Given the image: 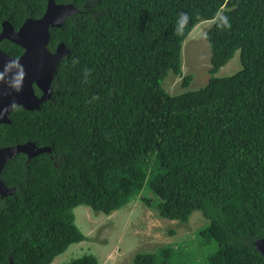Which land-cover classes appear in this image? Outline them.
<instances>
[{"label": "trees", "instance_id": "trees-1", "mask_svg": "<svg viewBox=\"0 0 264 264\" xmlns=\"http://www.w3.org/2000/svg\"><path fill=\"white\" fill-rule=\"evenodd\" d=\"M48 0H0L15 30L43 15ZM79 13L50 29L48 48L69 49L39 110L14 107L0 124V148L26 142L50 147L19 154L0 174V264H52L86 240L73 209L109 215L138 196L166 220L186 224L199 211L209 221L208 264H264L254 242L264 238V0H54ZM180 13L189 16L176 34ZM226 16L228 29L218 28ZM211 47V75L240 51L242 69L211 77L196 91L172 96L169 72L181 75L182 48L200 23ZM0 48L13 58L23 50ZM192 76H185L187 87ZM36 89V87H35ZM38 95L40 92L36 89ZM181 243L137 253L132 264H171ZM64 264H99L85 254Z\"/></svg>", "mask_w": 264, "mask_h": 264}, {"label": "rangeland", "instance_id": "rangeland-1", "mask_svg": "<svg viewBox=\"0 0 264 264\" xmlns=\"http://www.w3.org/2000/svg\"><path fill=\"white\" fill-rule=\"evenodd\" d=\"M213 24V20L198 24L186 38L182 48L181 75L169 72L163 83L172 96L199 90L211 77H230L242 69L240 51H237L216 74L209 72L211 47L204 34ZM187 75L192 76V81L184 87L182 82ZM80 208L86 209L85 214L78 211L77 215ZM73 214L76 226L87 239L70 245L52 264H64L85 254L94 255L99 264H132L137 253L155 252L167 244L175 248L181 243L185 248L179 251L188 253V256L175 259L171 264H208V255L217 248L214 242L207 247L198 244L200 231L209 224L199 211L193 212L186 224H180L161 218L156 209L147 207L139 196L109 216L93 213L85 206L76 207ZM85 216L91 218L85 219ZM79 217L84 218L83 221Z\"/></svg>", "mask_w": 264, "mask_h": 264}, {"label": "water", "instance_id": "water-1", "mask_svg": "<svg viewBox=\"0 0 264 264\" xmlns=\"http://www.w3.org/2000/svg\"><path fill=\"white\" fill-rule=\"evenodd\" d=\"M77 13L79 10L71 4H57L54 0H48L43 15L36 19H26L18 30H14L6 21L2 24L0 42L8 40L19 46L23 53L13 58L0 48V73L4 76V79L0 80V124L10 122L9 115L14 107H22L28 111L39 110L40 105L51 98L55 71L61 60L69 54V49L60 43L54 51L49 50L50 29L60 28L67 18ZM17 60L24 74L18 90L13 87V83L19 69L7 68L10 62ZM35 87L40 91V96L37 95ZM46 152H51V149L38 147L33 142L2 147L0 174L7 162L19 154L33 158ZM14 193L15 189L8 188L0 178V197L11 196ZM254 247L264 258V238L255 241Z\"/></svg>", "mask_w": 264, "mask_h": 264}, {"label": "clouds", "instance_id": "clouds-1", "mask_svg": "<svg viewBox=\"0 0 264 264\" xmlns=\"http://www.w3.org/2000/svg\"><path fill=\"white\" fill-rule=\"evenodd\" d=\"M189 16L186 14V13H180L179 14V19H178V22H177V24H178V26H177V28H176V34L177 35H183V33H184V29H185V27L188 25V23H189ZM218 28H220V29H228V28H230L231 27V24H230V22L228 21V19H227V17L226 16H223V15H220L219 16V23H218ZM204 38L205 39H207V34L205 33L204 34ZM7 68L8 69H11V68H18L19 69V73H18V75L15 77V81H14V83H13V87H15L17 90L20 88V85H21V82H22V79H23V69H22V67L19 65V61L17 60V61H12V62H10L9 63V65L7 66ZM4 79V76H3V74L2 73H0V80H3ZM39 91V90H38ZM40 92V91H39ZM38 95V94H37ZM40 95H41V93H40ZM40 95H38V96H40ZM37 146V145H36ZM45 147V146H44ZM50 148V147H49ZM51 149V148H50ZM46 153H48V152H46ZM50 153V152H49ZM41 155V154H40ZM85 207H87V206H85ZM87 208H89V207H87ZM121 209V208H120ZM89 210H91L90 208H89ZM119 210V209H118ZM78 211L79 212H83L84 214H85V212H86V209L85 208H80V209H78L77 210V215H78ZM92 211V210H91ZM115 211H117V210H115ZM115 211H113V212H115ZM93 212V211H92ZM112 212V213H113ZM93 213H95V212H93ZM112 213H110L109 215H111ZM84 214H83V216H84ZM96 214H102V213H96ZM102 215H105V214H102ZM109 215H105V216H109ZM82 216V217H83ZM80 219H82V221H83V219L84 218H81V217H79ZM91 217H86L85 216V219H90ZM87 239V238H86ZM135 256V255H134ZM98 260V259H97ZM98 263H99V261H98Z\"/></svg>", "mask_w": 264, "mask_h": 264}, {"label": "flooded vegetation", "instance_id": "flooded-vegetation-1", "mask_svg": "<svg viewBox=\"0 0 264 264\" xmlns=\"http://www.w3.org/2000/svg\"><path fill=\"white\" fill-rule=\"evenodd\" d=\"M4 22H5V21H3L2 24H3ZM6 22H7V21H6ZM8 23H9V22H8ZM2 24H1V27H2ZM9 24H10V23H9ZM13 29H14V28H13ZM14 30H15V29H14ZM2 41H8V40H2ZM2 41H1V42H2ZM1 42H0V43H1ZM10 43H11V42H10ZM58 45H59V44H58ZM58 45H57V46H58ZM57 46H56V47H57ZM22 53H23V52H22ZM21 55H22V54H21ZM37 90H38V89H37Z\"/></svg>", "mask_w": 264, "mask_h": 264}]
</instances>
